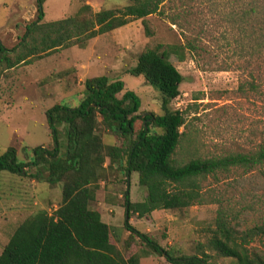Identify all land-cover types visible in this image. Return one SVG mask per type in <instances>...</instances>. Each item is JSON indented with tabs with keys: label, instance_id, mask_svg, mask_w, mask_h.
<instances>
[{
	"label": "rangeland",
	"instance_id": "obj_1",
	"mask_svg": "<svg viewBox=\"0 0 264 264\" xmlns=\"http://www.w3.org/2000/svg\"><path fill=\"white\" fill-rule=\"evenodd\" d=\"M131 2L45 0L40 22L73 16L84 4L98 11L122 8ZM251 5L254 11L250 16L244 11ZM33 21H39L35 0H0V41L5 47L18 45ZM159 43L187 47L183 60L173 62L183 79L171 107L183 111L186 118V125L181 127L182 142L174 156L178 162L192 155L247 151L264 141V0H164L159 12L99 34L84 47L57 48L11 68L2 63L0 153L11 146L19 161L28 162L34 158V147L51 149L45 111L56 103L78 105L87 77L106 75L109 81L121 80L124 89L139 96L140 115L159 114L158 91L141 75L129 73L139 53ZM76 62H84L88 68L80 74ZM59 129L60 140L65 143L63 126ZM96 132L106 143L123 142L103 124ZM26 171L33 173L35 168L26 167ZM97 185L90 208L101 209L103 220L110 224L112 241L120 248L124 239L132 242L125 257L135 254L139 264H168L164 255L141 245L124 227V190L128 189L132 202L142 201L147 194L138 172L127 177L114 165L105 169ZM201 187L203 203L183 209H156L141 217L133 213L129 223L173 255L205 251L209 264H236L217 255L206 242L220 207L227 215L236 216L232 223L238 221L240 230L264 221V168L244 172L233 167L203 179ZM60 197L61 184L52 187L42 179L1 171L0 252L17 225L38 210V201H46L51 212ZM249 248L264 255L261 239L253 240Z\"/></svg>",
	"mask_w": 264,
	"mask_h": 264
},
{
	"label": "trees",
	"instance_id": "obj_2",
	"mask_svg": "<svg viewBox=\"0 0 264 264\" xmlns=\"http://www.w3.org/2000/svg\"><path fill=\"white\" fill-rule=\"evenodd\" d=\"M44 1L35 0L39 21L26 26L18 45L7 48L0 41V65L11 68L57 48L84 47L99 34L159 12L164 0H131L122 8L98 11L84 4L73 16L40 22ZM253 11L251 5L244 13L251 16ZM185 48L156 44L141 51L129 70L158 91L159 114L141 116L139 96L124 89L121 80L109 81L106 75L87 77L78 105L56 103L45 111L51 149L34 147V158L28 162L19 161L11 146L0 153V172L42 179L52 187L61 184V199L51 212L38 206L36 212L17 225L0 252V264H139L137 255H124L132 242L124 239L120 248L112 241L111 228L101 220L99 210L90 208L102 173L114 165L127 177L138 172L140 182L147 186V194L139 202H132L128 189L124 190L125 229L141 245L164 255L168 264H209L205 251L173 255L129 223L133 213L141 217L156 209H183L203 203L201 181L208 176L233 167L244 172L264 168V141L247 151L209 157L192 155L184 162L174 157L182 142L181 127L186 125V118L183 111L171 107L183 79L173 62L183 60ZM99 124L120 135L123 142H104L96 132ZM59 126L64 128L65 143L60 140ZM30 166L35 168L33 173L26 171ZM232 220L236 216L218 208L206 246L236 264H264V255L249 248L255 239H261L264 246V221L240 230L236 227L238 221L236 224Z\"/></svg>",
	"mask_w": 264,
	"mask_h": 264
},
{
	"label": "crops",
	"instance_id": "obj_3",
	"mask_svg": "<svg viewBox=\"0 0 264 264\" xmlns=\"http://www.w3.org/2000/svg\"><path fill=\"white\" fill-rule=\"evenodd\" d=\"M76 65H75V67H76V71L78 72V73H82V70L83 69H87L88 67H87V65H86V63H84V62H79V63H75ZM84 75H85V73H84ZM80 81H81V79H80ZM107 165L108 164H106V161H105V163H104V166H106L107 167ZM41 201H42V199H40ZM99 203V202H98ZM38 206H41V208H47V210H51V208H48V207H46L45 205H46V201L45 202H43V203H41L40 201H38ZM99 205V204H98ZM56 207V205L55 204H53V208H55ZM96 208H98L99 209V211L101 212V209L99 208V207H96ZM95 208V209H96ZM101 220L103 221V222H105L104 220H103V214H101ZM106 224H108L109 226H110V224L109 223H107V222H105Z\"/></svg>",
	"mask_w": 264,
	"mask_h": 264
},
{
	"label": "water",
	"instance_id": "obj_4",
	"mask_svg": "<svg viewBox=\"0 0 264 264\" xmlns=\"http://www.w3.org/2000/svg\"><path fill=\"white\" fill-rule=\"evenodd\" d=\"M141 116H144V114H142ZM144 124H145V122H144Z\"/></svg>",
	"mask_w": 264,
	"mask_h": 264
},
{
	"label": "flooded vegetation",
	"instance_id": "obj_5",
	"mask_svg": "<svg viewBox=\"0 0 264 264\" xmlns=\"http://www.w3.org/2000/svg\"><path fill=\"white\" fill-rule=\"evenodd\" d=\"M147 114H149V113H147Z\"/></svg>",
	"mask_w": 264,
	"mask_h": 264
}]
</instances>
